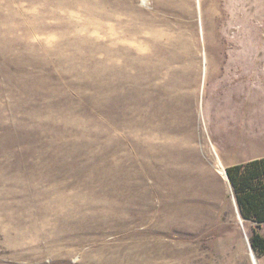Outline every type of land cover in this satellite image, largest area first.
<instances>
[{"label":"rangeland","instance_id":"obj_1","mask_svg":"<svg viewBox=\"0 0 264 264\" xmlns=\"http://www.w3.org/2000/svg\"><path fill=\"white\" fill-rule=\"evenodd\" d=\"M128 4L0 0V264H253L225 172L264 154V91L229 86L261 70L264 0H217L214 72L196 13ZM155 14L167 66L134 32Z\"/></svg>","mask_w":264,"mask_h":264},{"label":"bare ground","instance_id":"obj_2","mask_svg":"<svg viewBox=\"0 0 264 264\" xmlns=\"http://www.w3.org/2000/svg\"><path fill=\"white\" fill-rule=\"evenodd\" d=\"M117 1H123V2H129L130 4L125 5V6H131V1L132 0H117ZM142 2H146L148 0H141ZM155 4H156V10H165V11H178L179 14H187L190 13L192 16H195L194 14H197V17L199 18V23L201 25V30H202V34H205V39H206V43H204L205 46V60H211V72L217 71L218 68V56L216 55V49H217V33H216V19H217V15H218V5H217V0H197V8L195 10L194 7V3L193 0H154ZM134 5V4H133ZM89 20H88V25H87V29L89 31H91L92 26H94V28L97 31H101L104 29V24L105 27H107V24L110 22L114 23V17L117 18V12L116 13H110L106 10V8L101 4H97L95 6H89ZM129 8V7H128ZM131 9V8H130ZM124 10V9H123ZM128 11V10H127ZM133 11H135L133 9ZM196 11V12H195ZM132 13V10L130 11ZM125 13V12H124ZM134 13V12H133ZM123 14V13H122ZM135 14V13H134ZM133 14V15H134ZM125 15V14H124ZM132 15V16H133ZM137 15V14H136ZM164 16V15H163ZM183 16V15H182ZM190 16V15H189ZM120 17V16H119ZM186 17V15H185ZM104 18H105V22H104ZM135 17H133L134 19ZM137 19V17H136ZM135 19V20H136ZM134 20V21H135ZM195 20V19H194ZM198 20V19H197ZM121 21V20H120ZM154 23L151 26L147 25L146 23H143L141 21L138 30L134 29L135 34H139L141 33V31H145L146 34L149 36V40H146L145 42H141L142 44V48H151L154 51V56H155V60L156 63L158 62V66H167V59L165 57V47L170 48V45H172V42H174V39L171 37V33L169 32L168 28H163L162 25L166 24V21L162 18H160L159 16L157 17L156 14L154 16V19L152 20ZM137 23V22H136ZM151 23V22H149ZM198 23V22H197ZM112 24V23H111ZM138 24V23H137ZM190 25V24H189ZM136 27V25H133ZM132 26V27H133ZM192 26V24H191ZM195 26V24H194ZM134 27V28H135ZM188 27V26H187ZM198 27V26H197ZM111 28V27H110ZM128 29V28H127ZM171 29V28H170ZM196 29V28H193ZM199 29V28H198ZM115 30V29H114ZM183 30V29H182ZM190 30V28H189ZM197 30V29H196ZM125 31V30H124ZM184 31V30H183ZM112 32V31H111ZM139 32V33H138ZM189 32V31H188ZM195 32V31H194ZM199 32V31H198ZM125 33V32H124ZM196 33V32H195ZM126 34V33H125ZM124 34V35H125ZM131 35V33H130ZM180 35V33H179ZM185 35V34H184ZM190 35V34H189ZM200 35V34H199ZM145 36V35H144ZM192 36V35H191ZM125 37V36H124ZM147 37V36H146ZM175 37V36H174ZM189 37V36H188ZM201 37V36H198ZM196 34L193 36L192 38V42L197 43V38ZM176 38V37H175ZM178 38V37H177ZM176 38V39H177ZM180 38V37H179ZM185 38V37H184ZM129 39V38H128ZM202 39V37H201ZM178 40V39H177ZM182 40V39H181ZM130 41V40H129ZM71 42V41H70ZM179 42V40H178ZM190 42V41H189ZM180 43V42H179ZM178 43V44H179ZM188 43V41H187ZM182 44V43H181ZM188 45V44H187ZM191 45V44H190ZM199 45V44H197ZM139 46V44H138ZM176 46V45H175ZM178 46V45H177ZM189 46V45H188ZM192 46V45H191ZM190 46V47H191ZM195 46V45H194ZM141 47V46H140ZM173 47V46H172ZM181 47V46H180ZM184 47V46H183ZM189 48V47H188ZM186 48V49H188ZM168 49V48H167ZM176 49V48H175ZM194 49V48H193ZM190 50V49H189ZM142 51V50H141ZM150 51V50H149ZM169 51V50H168ZM172 51V49H171ZM188 51V50H187ZM195 51V50H194ZM193 51V53H195ZM190 52H192L190 50ZM152 53V52H151ZM184 53V52H183ZM213 53L215 54L213 56ZM168 54V53H167ZM166 54V55H167ZM174 54V53H173ZM143 55V54H142ZM151 55V54H150ZM169 55V54H168ZM186 55V54H185ZM153 56V57H154ZM188 57V56H187ZM125 58V57H124ZM149 58V57H148ZM147 58V59H148ZM152 58V57H151ZM170 58V57H168ZM139 60V59H138ZM152 61V60H151ZM139 62V61H138ZM155 63V62H154ZM171 63V62H170ZM143 66V65H142ZM147 66V65H146ZM154 66V65H153ZM156 67V66H154ZM261 70L258 72V74L255 73H251L249 75H247L248 73H246L245 78H243V83H239L240 80L242 79V76H238L236 78L233 79V77L231 78V84L229 85L231 88L233 89H239L240 92L238 94V97H231L232 101L234 103H237L238 101H242L241 104H244L245 107L249 108L250 106V102H251V98L253 95H255L256 93H262L264 91V62L261 64ZM141 68V67H140ZM160 68V67H159ZM163 68V67H161ZM236 71L239 73L241 72V69L237 66ZM245 72V71H244ZM241 74V73H240ZM154 75V74H153ZM159 78V77H158ZM254 78L255 80L252 81L251 84V79ZM239 83V84H238ZM229 84V83H228ZM255 90V91H254ZM255 92V93H254ZM228 93V88L224 90V94L221 97H225L227 96ZM229 99H227L226 101H228ZM225 101V102H226ZM229 102V101H228ZM248 112V111H247ZM246 112V113H247ZM244 113V112H243ZM226 176L227 173L225 172ZM229 178V177H228ZM231 182V181H230ZM236 204V203H235ZM238 205V204H237ZM239 206L236 208L237 211V217L238 220L243 222L242 219V215L240 212V209H238ZM242 216V217H241ZM247 243L249 246V255L250 258L252 260L253 264H258V260H257V256L251 246V242L249 239H247Z\"/></svg>","mask_w":264,"mask_h":264},{"label":"trees","instance_id":"obj_3","mask_svg":"<svg viewBox=\"0 0 264 264\" xmlns=\"http://www.w3.org/2000/svg\"><path fill=\"white\" fill-rule=\"evenodd\" d=\"M239 209L246 220L254 222L251 244L264 254V157L253 158L227 167Z\"/></svg>","mask_w":264,"mask_h":264},{"label":"crops","instance_id":"obj_4","mask_svg":"<svg viewBox=\"0 0 264 264\" xmlns=\"http://www.w3.org/2000/svg\"><path fill=\"white\" fill-rule=\"evenodd\" d=\"M258 157H264V154L257 155L255 158H258Z\"/></svg>","mask_w":264,"mask_h":264},{"label":"water","instance_id":"obj_5","mask_svg":"<svg viewBox=\"0 0 264 264\" xmlns=\"http://www.w3.org/2000/svg\"><path fill=\"white\" fill-rule=\"evenodd\" d=\"M227 175H228V173H227ZM229 177V176H228ZM230 180V179H229ZM232 184V183H231ZM241 212V211H240ZM241 215H242V213H241ZM243 216V215H242ZM244 218V217H243ZM245 219V218H244ZM252 245V244H251ZM252 248H253V246H252ZM254 249V248H253Z\"/></svg>","mask_w":264,"mask_h":264}]
</instances>
